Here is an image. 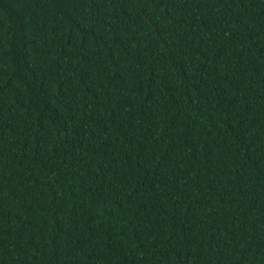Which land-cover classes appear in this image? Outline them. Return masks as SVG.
Segmentation results:
<instances>
[{
    "label": "trees",
    "instance_id": "16d2710c",
    "mask_svg": "<svg viewBox=\"0 0 264 264\" xmlns=\"http://www.w3.org/2000/svg\"><path fill=\"white\" fill-rule=\"evenodd\" d=\"M0 264H264V0H0Z\"/></svg>",
    "mask_w": 264,
    "mask_h": 264
}]
</instances>
